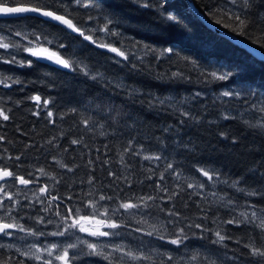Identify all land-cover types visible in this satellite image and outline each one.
I'll return each mask as SVG.
<instances>
[{"label": "trees", "instance_id": "1", "mask_svg": "<svg viewBox=\"0 0 264 264\" xmlns=\"http://www.w3.org/2000/svg\"><path fill=\"white\" fill-rule=\"evenodd\" d=\"M192 1L212 24L248 42L264 53V21L260 19V16L264 14V0H251V6L246 13L248 20L252 23L243 35L240 34V26L230 15L214 14L219 7L224 6L244 15L239 7L232 8L230 3L225 5L223 0ZM147 2H150L152 7L145 9L133 0H94V3L100 7L91 11V14L97 18H101L105 12L113 9L120 15L121 23L118 30L122 36L109 39L115 42V46L119 47L123 43L129 49L133 42L138 41L139 45L131 50L135 51L137 56L143 57V64L139 60L135 61L140 65L141 70L131 71L129 67H121L113 60H106L105 56H114L112 53L92 55L88 51L78 50L79 58L98 67L109 78H122L126 85L139 89L140 95L135 97L137 100L135 104L122 89L108 85L106 82H95L82 74L58 69L35 60L23 51L17 52L15 49H9L6 52L0 49V54L4 55L5 59L9 58L7 53L12 52L17 60L32 59L34 61L32 67H20L18 64L8 65L0 62V72L3 75L18 78L23 82L14 84L11 88L0 85V107L4 108L10 117L8 121L0 120V135L5 137L3 141H0V164L22 175L32 172L33 179H37L39 184L30 185L29 188L37 190V194L39 186L48 184L52 195L59 194L62 198L61 201L54 202L49 212H44L46 202L44 204L37 202L33 191L19 187L21 204L19 223L26 228L43 231L46 235L37 238L25 236L22 232H14V238L11 241L5 238L3 243H11L21 248L33 242H49L50 234L48 233L57 231L56 225L60 222V218L55 215L56 204L60 205L58 210L61 214H66L67 208L83 207L88 199L98 200L100 194L119 195L121 199L133 194L137 196L158 195L164 199H157L156 205L171 206L165 203L167 193L154 191V182L158 180V173L152 179H146L152 175L147 169L157 167L155 162L145 161L142 156L125 154L124 160L129 167H124L120 163L119 154L124 151L129 137L120 134L127 131L122 127L126 117L117 113L133 114L137 123L136 131L131 135L145 145V154L150 146L151 150L155 151L157 138L165 140L166 144H171V140L167 139L171 136L172 139L181 142L175 152V159L181 162V167L190 169L192 165L197 164L214 167L220 170L225 177L233 179L243 177L246 181L243 186L260 193L245 197L227 185L218 184L215 189L218 194H227L237 199L235 211L229 213L212 197H209L207 202L202 196L188 197L187 194L193 190L186 189L182 196L188 202V207H183L180 197L175 203L176 210L188 216L190 221L204 222L209 228L214 229L216 225L212 223V217L220 216L222 219H228L230 215H238L240 211L246 210L244 207L246 200L257 207H264V176H262L264 174V130L250 128L243 122L248 120L255 123L253 117L262 115L255 110L247 109L253 103L259 106L260 102L264 101V61L209 28L194 14L186 0H147ZM169 15L175 19L169 21L167 19ZM218 20L220 23H217ZM99 22L102 26L103 20L100 19ZM21 24L22 22L16 18L0 19V35H3L6 41H19L26 45L27 41L14 36V31L18 30ZM225 25L230 26L225 27ZM41 27L44 26L37 25L35 29L27 26L26 30L28 32L39 31ZM233 28L236 31H233ZM97 35L103 36L104 34L97 33ZM145 44L155 51L143 49L142 46ZM169 47L173 49V52L161 55L162 50ZM61 51L65 50L61 49ZM93 51L104 53L102 49ZM115 59L120 58L115 57ZM177 71L182 72L186 79H170L171 74ZM211 72H217L218 75L228 72L230 76L225 81L212 80L207 75ZM158 76L162 79H157ZM227 88L239 92L240 96L217 99L222 90ZM196 92L202 95L191 99L190 106L193 114L201 117L199 124H192L189 121L185 125H179L178 118L171 108L156 105L150 110L147 103L141 106L138 102L140 99L148 101L150 98L147 93L160 97L172 95L179 101L185 97H193ZM34 95H40L42 100L52 101L48 108L57 115L55 125L48 122L43 111L39 116L32 115L33 111H38L35 103L29 99ZM74 107L78 109V113H71L70 109ZM226 109H230L231 112L227 113ZM102 114L107 118H101ZM225 114H230L233 118L222 119ZM61 115L62 119L59 118ZM89 115L98 121L94 131L85 130L80 123ZM114 121H119L120 124ZM209 121H215V123H208ZM128 123L131 124L133 121H128ZM99 124H104V129H100ZM168 125H173L174 129L179 128V134L165 133L161 130ZM101 131H105L107 135L101 136ZM222 132L227 134V138L220 135ZM146 136L152 139H145ZM53 137H55L53 143H47ZM72 139H82L83 142L79 145H72L70 143ZM184 144H188V148H185ZM193 147L195 150L191 151ZM16 156H21V159L17 161ZM53 157L73 167L74 170L67 172L61 169ZM89 160L93 161L91 165L88 163ZM17 165L19 167H16ZM41 167L57 176L61 182L53 186V181L39 175L37 169ZM159 171L163 169L160 168ZM109 172L116 173L120 179L110 176ZM187 174L189 173L186 171ZM125 176L128 178L127 181L123 179ZM93 178V183L89 184L88 181ZM166 183L170 190L174 188V183L167 177ZM69 196L72 197L71 200L68 199ZM119 202L118 199L99 203L107 207H115ZM201 209L207 210L209 217L207 221L197 219L204 215ZM148 211L152 213L150 223H156L159 226L166 219V213L160 212L159 207H153ZM37 216H43L45 221L52 219L54 223L38 224L35 219ZM21 217L23 219H20ZM140 218L139 215L128 217L125 214L124 219L127 226L118 231L126 235L106 239L124 244L133 251L141 244V241H151V247L163 244L161 251L175 248L174 245L166 244L156 239L155 236L148 237L141 232H136L137 227L145 231L149 230L148 225H139L135 222ZM168 230L173 231L171 226ZM225 230L232 237L231 240L225 242L228 245L229 256L233 254L240 256L241 264H246L245 257L241 254L248 250L243 246L249 243L250 239L260 244L262 242L260 230L250 225H241L239 228L234 225H225ZM186 231L190 235V239L185 242L188 246L187 251L204 252L205 247L217 249L220 252L225 251L218 245L211 244V240L214 239L211 233L204 234L207 239H200L198 229H186ZM192 232H196L197 236H192ZM77 235H82V233H77ZM19 237L25 238L21 240L18 239ZM66 239V237H60L56 240ZM236 240H239L240 244H237ZM183 251L184 248L181 246V252ZM21 259L24 258L16 253L15 248L0 249V264L4 262L19 264ZM24 264L36 263L24 259ZM73 264H107V262L95 256L85 255L74 260ZM138 264H147V262H138Z\"/></svg>", "mask_w": 264, "mask_h": 264}, {"label": "snow or ice", "instance_id": "2", "mask_svg": "<svg viewBox=\"0 0 264 264\" xmlns=\"http://www.w3.org/2000/svg\"><path fill=\"white\" fill-rule=\"evenodd\" d=\"M134 3H140L145 9L152 7L150 2L147 0H133ZM223 3L231 4L232 8L239 7L244 15L236 11H232L231 8L221 6L217 9L215 15L228 16L240 26L243 35L248 27L251 25V21L248 20L246 10L251 6V0H223ZM100 6L94 3V0H0V18L3 17H14L21 21L22 24L18 27V30L14 31V36L21 38V40L27 41V44H22L19 41L7 40L3 35H0V49L7 52L9 49H15L17 52L23 51L35 60H43L50 62L52 65H56L61 69L69 70L72 73L82 74L95 82H106L108 85H112L116 88L122 89L125 95L132 100V103H137L135 97L140 95V90L131 86L126 85L122 78L111 79L105 72L100 71L98 67H95L85 62V59H81L78 56L79 51H88L92 55H104L105 53H112L114 56H105L106 60H113L117 65L121 67H129L131 71H138L140 65L135 61L139 60L143 64V57L137 56L135 49L139 42H133L131 49L125 47L123 43L121 46H115V42L112 41L111 37H121L122 33L118 30L121 23L120 15L113 9L109 12H105L101 18L94 17L91 14L93 9H98ZM83 9L84 11H79ZM100 19L103 20L101 26ZM169 21H173L175 18L171 15L167 17ZM261 21H264V14L260 16ZM96 21L95 23H91ZM217 23H220L218 20ZM37 25H41L39 31L33 30L28 32L27 26H31L33 29ZM230 25H225L229 27ZM236 31L235 28L232 29ZM97 33H103V36H98ZM31 37V38H30ZM51 37V38H49ZM147 51H155L145 44L142 46ZM64 49L65 51H61ZM94 49H102L104 53H95ZM172 48L163 49L161 55L165 53H172ZM8 57L5 59L4 55L0 54V62L8 65L18 64L20 67H32L34 61L28 60H17L16 55L12 52H8ZM75 57V58H74ZM119 57L120 59H115ZM125 62H127L125 64ZM99 63V62H98ZM150 67V66H149ZM212 80L225 81L229 79L230 73L225 72L217 74V72L208 73ZM186 79L183 73L180 71L173 72L170 79ZM157 79H162L158 76ZM10 82V83H9ZM23 82L18 78L12 76H5L0 72V85L11 88L14 84H22ZM149 100L145 101L140 99L138 102L141 106L145 103L148 104L149 109L155 108L156 105L167 106L172 109V112L176 114L179 125H185L189 121L192 124H199L201 117L194 115L191 109V99L201 96L200 92H196L191 98L185 97L179 101L172 95L169 96H155L152 93H147ZM240 93L233 90H227L220 93L217 99L221 97H239ZM35 105L38 111H33L32 115L39 116L43 111L46 114L48 122L55 125L57 115L48 108L49 104L52 103L49 99H43L40 95H34L29 97ZM247 103V101H245ZM185 105H188L185 107ZM249 111L255 110L261 113L259 117H253L255 123L245 120L243 121L250 128H259L264 130V101H261L259 106L256 103L250 105ZM71 113H78L77 108L70 109ZM230 113V109L225 110ZM123 115L126 119L123 122L122 127L127 131L120 133L121 135H128L126 141V147L124 151L119 154L120 163L124 167H129L124 160L125 154H131L136 157H141L145 161L150 163L155 162L157 167L154 169L149 167L147 171L152 175L146 177V179H152L158 173V180L154 182V191L158 193H167V200L165 203L171 204L170 207H163L156 205L157 199L163 200L164 198L158 195H135L127 196L121 199L119 195H104L100 194L98 200L88 199L86 205L83 207H69L66 210V214H61L58 210L60 205L56 204L55 215L60 218V222L57 223V231L48 233L52 236L66 237L64 241L51 243L46 246H40L37 243H33L23 250L16 247L11 243L0 242V249H13L15 248L16 253L24 259L36 262V264H54V261H59V264H73L74 260L80 259L82 256H95L101 260L107 262V264H138V262H147V264H241L240 256L233 254L229 256L228 245L225 243L227 240H231L225 230V225H234L239 228L241 225L252 226L260 230L261 243L257 244L254 240L250 239L249 243L244 244V248L248 251L242 253L245 257L246 264H264V207H257L250 201H245L244 211H240L238 215H230L228 219H222L220 216L212 217V223L216 227L209 228L204 222H196L195 220L189 219L188 216L183 215L180 211L176 210V203L178 197H180L184 208L188 207V202L184 200L182 193L186 189H192L191 193H188V197L192 195L202 196L207 202L209 197L228 210L229 213L235 211L237 206V199L227 194L220 195L215 190L218 184L227 185L233 189L236 193H240L245 197L259 195L256 190L250 189L243 186L246 184L243 177L230 178L222 175L221 171L214 167L192 165L190 169L181 167V162L175 159L176 149L180 147V141L168 137L171 140V144H166L165 140L157 138L155 151L151 150V146L146 152L145 145L140 143L137 138L131 135L132 132L136 131V119L131 113H117ZM59 118H63L61 115ZM101 118H107L104 114ZM230 114H225L222 119H231ZM9 115L5 109L0 107V120L8 121ZM128 121H133L129 124ZM116 124H120L119 121H114ZM80 123L87 131H94L98 121L89 115L83 118ZM208 123H215V121H209ZM104 124H99L100 129H104ZM163 132H173L175 135L179 134V128H173V125H168L161 129ZM101 136L107 135L105 131L100 132ZM224 138H227L226 133H220ZM145 139H152V137H144ZM5 137L0 135V141H3ZM55 140L47 141L52 144ZM82 139H72L70 143L72 145L82 144ZM235 143V140H233ZM133 145H136L135 147ZM185 148H188V144H184ZM194 151L193 147L190 149ZM67 151V149H65ZM12 159V157H9ZM15 159L19 161L21 156H16ZM53 160L59 165L61 169L67 172H72L74 169L68 164L56 160ZM162 162V163H160ZM89 165L93 161L89 160ZM108 163V161H104ZM16 167H19L17 165ZM162 168L163 171H159ZM41 177H47L53 181V186L59 184L61 180L57 179V176L46 171L45 168L41 167L37 169ZM186 171L189 173L186 175ZM254 171V170H253ZM110 176L115 179H120L114 172H109ZM264 176V174H262ZM27 177V178H26ZM166 177L174 183V188L171 190L167 186ZM127 181V176L123 178ZM93 179L88 181L89 184L93 183ZM18 183L25 189L33 191V196L37 202L47 206L44 207V212H49L54 202L61 201L62 198L59 194L52 195L50 186L44 184L38 187L37 190L30 189L29 186L33 184H39L37 179H33V173L27 172L25 174H19L17 171L0 164V194H3L0 198V237H12L14 232L25 233V236L40 237L46 235L43 231H37L36 229L26 228L23 224L19 223L16 216L13 215L14 211H17L13 205H18L20 201L15 199L12 194L6 191L9 186V182ZM142 183V182H141ZM130 186V182H129ZM122 190V189H121ZM204 190H207L206 192ZM18 195V194H17ZM89 195H92L89 193ZM27 199V196H25ZM72 199L71 196L68 197ZM120 200L115 207H107L101 205L100 201H114ZM5 201H12V204H6ZM199 207V205H197ZM153 207H159V211L166 213V219L164 222L157 226L156 223H150L152 219V213L148 211ZM103 209V211H101ZM250 209V211H249ZM204 215L199 216L197 219L200 221H207L209 219L207 210L201 209ZM125 214L128 217H135L139 215L141 218L135 222L139 225H148L149 230L145 231L143 228L137 227L136 232H141L143 235L148 237L155 236L156 239L170 245H174V249L161 251L163 244L158 247H151V241H141V244L137 246L136 250L127 247L124 244L115 243L111 238L120 236L123 237L126 234L118 231L121 228L127 226V222L124 219ZM20 219H23L21 217ZM36 222L38 224H53L52 219L45 221L43 216H37ZM169 226L172 227L173 231L169 232ZM198 229L200 232V239H207L204 235L211 233L214 239L211 240V244L218 245L225 251L220 252L217 249H209L205 247L204 252L201 251H187L188 246L185 244L190 239L189 232L186 229ZM62 229V230H61ZM108 229V230H105ZM77 233H85L87 236L93 237L94 240H86ZM130 235V233H128ZM192 236H197L196 232L191 233ZM25 237H19L18 239L23 240ZM74 238V242H73ZM240 244L239 240L235 241ZM83 246V247H81ZM181 246L184 251L181 252ZM86 249V251H85ZM71 250V251H70ZM24 259L19 261V264H24ZM8 264V262H4Z\"/></svg>", "mask_w": 264, "mask_h": 264}, {"label": "water", "instance_id": "3", "mask_svg": "<svg viewBox=\"0 0 264 264\" xmlns=\"http://www.w3.org/2000/svg\"><path fill=\"white\" fill-rule=\"evenodd\" d=\"M191 8V10L194 12V14L200 18L209 28H211L212 30H214L215 32H217L218 34H220L221 36H224L228 39H230L233 43H235L236 45L240 46L241 48L247 50L248 52H250L252 55H254L255 57H257L258 59L264 61V53L252 46L251 44H249L248 42L238 38L237 36L231 34V33H228L222 29H220L219 27H217L216 25L212 24L207 18L206 16L200 12V10L198 8H196V6L194 5L193 1L192 0H186ZM7 18H14V17H3V18H0V19H7ZM40 62H43V63H47L53 67H56L58 69H61L59 68L58 66L56 65H52L50 62H47V61H43V60H38ZM61 70H64V71H69V70H66V69H61Z\"/></svg>", "mask_w": 264, "mask_h": 264}, {"label": "flooded vegetation", "instance_id": "4", "mask_svg": "<svg viewBox=\"0 0 264 264\" xmlns=\"http://www.w3.org/2000/svg\"><path fill=\"white\" fill-rule=\"evenodd\" d=\"M19 187L20 188H23V186L19 185L18 183H13V182H9V186L6 188V191L9 192V194H12L14 196L15 199H20V193H19ZM18 194V195H17ZM3 194H0V198H2ZM6 204H12V201H5ZM21 204L19 203L18 205H13L14 208L17 209V211H14L13 212V215L17 217V219L19 218V208H20ZM20 234V233H19ZM6 238V240H9L11 241L13 239V236L12 237H0V242H4V239ZM56 239L60 238L59 236H55ZM51 240L50 238V241L48 243H50L51 241H57L59 242L58 240ZM33 243H41V242H33ZM27 246H24L22 247L21 246V249H24L26 248Z\"/></svg>", "mask_w": 264, "mask_h": 264}, {"label": "rangeland", "instance_id": "5", "mask_svg": "<svg viewBox=\"0 0 264 264\" xmlns=\"http://www.w3.org/2000/svg\"><path fill=\"white\" fill-rule=\"evenodd\" d=\"M227 90H230L229 88H227V89H224V90H222V92L223 91H227ZM232 90V89H231ZM234 91V90H233ZM236 92V91H235ZM105 230H107V229H105ZM79 236H81L83 239H86V240H90V241H92V240H94V238L93 237H90V236H87V234H85V233H82V235H79ZM13 238H14V234H13ZM52 239V240H54V239H56L55 238V236H52V235H50V237H48V239ZM102 240H104V239H106V238H101ZM46 243H37V244H39L40 246H46V245H49V244H51V243H55V242H57V241H53V242H51V243H48L47 241H45ZM73 242H74V238H73ZM33 244V243H32ZM29 245H31V244H29ZM29 245H27V246H29ZM83 247V246H82ZM71 251V250H70ZM34 262V261H33ZM34 263H36V262H34ZM54 264H59V261H54Z\"/></svg>", "mask_w": 264, "mask_h": 264}]
</instances>
